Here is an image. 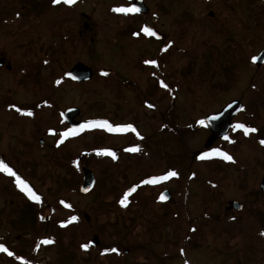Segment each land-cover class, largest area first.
Listing matches in <instances>:
<instances>
[{
	"label": "rangeland",
	"instance_id": "obj_1",
	"mask_svg": "<svg viewBox=\"0 0 264 264\" xmlns=\"http://www.w3.org/2000/svg\"><path fill=\"white\" fill-rule=\"evenodd\" d=\"M144 2L149 14L134 29L155 19L164 40L131 43L129 21L113 11L127 9L128 0L70 7L62 0H0V245L7 249L0 264H264V65L251 62L264 49V0ZM168 40L167 67L156 77L140 70L138 60ZM78 62L94 70L80 85L63 79ZM162 76L171 97L157 89ZM233 100L243 105L225 143L235 164H204L224 159L199 158L210 133L198 124ZM68 108L79 111V132L60 118ZM103 118L135 123V131L88 133ZM245 123L257 131L236 140L238 132L247 135L234 125ZM52 127L66 143L57 150ZM140 144L137 152L125 150ZM221 146L216 141L207 152ZM5 163L14 175L2 170ZM82 168L95 179L86 195L79 192ZM169 171L178 176L158 179ZM153 179L150 185L160 187H142ZM140 184L124 214V192ZM230 201L243 210L227 211Z\"/></svg>",
	"mask_w": 264,
	"mask_h": 264
},
{
	"label": "water",
	"instance_id": "obj_2",
	"mask_svg": "<svg viewBox=\"0 0 264 264\" xmlns=\"http://www.w3.org/2000/svg\"><path fill=\"white\" fill-rule=\"evenodd\" d=\"M131 8H138L139 13L146 14L148 12L147 7L144 5L143 0H132ZM88 28L87 24H84V29ZM258 59L254 64L256 66L264 65V49L259 52L257 56ZM3 65V61H0V66ZM9 69V67L7 68ZM109 73V72H108ZM93 77V72L90 67L83 65L82 63H76L66 74L65 78L78 83H84L89 81ZM242 110V103L240 101L234 100L225 105L218 113L207 115L202 121H204V126L210 131V136L207 138L204 149H208L217 139H223L227 136L230 128L232 119L238 115ZM79 114L77 109H69L64 113V119L70 127L77 130L81 127V122H75L74 119ZM215 117V119H213ZM94 185L93 174L87 170L83 169V184L80 187V192L82 194L88 193ZM260 192L264 194V178L261 180L259 185ZM134 190V186L129 187L127 194ZM162 196L166 197L164 200L169 199L168 192H163ZM243 209V205L236 202L230 201L227 203L226 210H233L235 212H240ZM91 243L93 245L98 244V238L93 236Z\"/></svg>",
	"mask_w": 264,
	"mask_h": 264
},
{
	"label": "flooded vegetation",
	"instance_id": "obj_3",
	"mask_svg": "<svg viewBox=\"0 0 264 264\" xmlns=\"http://www.w3.org/2000/svg\"><path fill=\"white\" fill-rule=\"evenodd\" d=\"M128 1L130 2V0H128ZM55 5H57V4L56 3L52 4V6H55ZM148 14H149V10H148V13L146 15H140V14H137V13H130V15L128 17L121 16V17H125L124 19L129 21L126 34L131 35V43L132 44H135L136 42H146L148 40H151V41L164 40L165 37H163V35L157 30V24H156L157 22H156L155 19H152L149 23H144V22L140 23L138 28L134 29L135 28L134 26L136 24L135 20L140 18L141 20L144 21V19L146 18V16ZM133 23H134V26H133ZM145 27L151 29L155 33V35H147V34H145L142 31V29H144ZM59 35H60L59 31L54 34V36H56V37L59 36ZM126 45H127V43H126ZM171 49H172V41L168 40V42L166 44L163 43L160 46V48L157 49V52L152 51L151 54H149V53L147 54V56H149V57H143V59H139L138 60V65H139L140 70H141V68H143L145 70H149L150 71L149 76L150 75H155L154 77H156V74H155L156 72H159V74H160V72L167 67L165 60L167 61ZM163 58H165V60ZM151 61H155L156 63L155 64L149 63ZM162 78L163 79H157L156 78L155 82H156V85H157V89L160 92H162V95H165L167 97L168 96L171 97V95H170V87L167 84L166 79H164L163 76H162ZM125 83L127 84V82H125ZM162 84L166 85L167 87L162 86ZM146 102L147 101H144L143 104L145 105ZM168 122H169V120H168ZM125 125L127 126L128 123H126ZM132 125H134V127H136L135 123L132 124ZM166 126L167 125H165V128H166Z\"/></svg>",
	"mask_w": 264,
	"mask_h": 264
},
{
	"label": "snow or ice",
	"instance_id": "obj_4",
	"mask_svg": "<svg viewBox=\"0 0 264 264\" xmlns=\"http://www.w3.org/2000/svg\"><path fill=\"white\" fill-rule=\"evenodd\" d=\"M60 2H61V0H53V3H60ZM62 2L65 3V4L71 5V4H74L76 2V0H62ZM113 11L128 13V12H138L139 9L138 8H127V9L126 8H116V9H113ZM142 31L145 34H147V35H155V33L151 29H149L147 27H145L144 29H142ZM257 59H258L257 57H253V62H256ZM149 63L155 64L156 62L155 61H151ZM104 75H107V73H104ZM57 83H59V81H57ZM162 86L167 87L166 85H163V84H162ZM149 106L151 107V105H149ZM26 114L29 115V116L33 115V113H31V112H27ZM213 119H215V117H213ZM199 123L204 124V121H200ZM92 124L94 126H99V127L107 126L110 131L113 130L110 125H107V122L106 121L105 122H92ZM81 127L83 128L85 126L84 125H81ZM234 128L235 129H242L244 131V134L245 135H248L249 133H253V132H256L257 131V129L248 127V126H246L244 124H236V125H234ZM116 130H119V131H125V130L135 131V129L133 128L132 125H127L124 128H120V129H116ZM65 135H67V133H65ZM224 139L225 140H228V137L225 136ZM260 143L261 144H264V140H261ZM128 151H133V152L139 151V148L128 149ZM107 154L112 155L113 156V159L116 158L114 153L109 152ZM213 155L220 156V157H222L226 161H233L232 156L228 155L227 153L221 152L218 149H213L211 152H204L199 158L200 159H208V158H210ZM2 170L5 171V172H7V173H9L10 175H14V173L12 172V170L10 168H8L7 166H3ZM176 176H178V173H176L175 171H169L166 176L159 177L158 179L166 180V179H168L170 177H176ZM17 180H18V183L23 184L22 181H19V178H17ZM155 182H156L155 179L145 181V183H155ZM23 189L28 192V194H29V196L31 198H33L35 200H39V197H36L31 192V190L27 187V185H23ZM127 195L128 194L126 193L125 194V198L120 201L122 205L125 204V202L127 200ZM160 199L161 200H164V199H166V197L161 196ZM74 219H76V218L73 217V220ZM62 226H64V225H62ZM262 234H264V233H262ZM44 243H50V241H44ZM83 247L87 248V245H85ZM0 250H3V251H6L7 252V249L3 248V246H0ZM112 251L115 252L117 250L116 249H112ZM8 254L9 255H12L11 252H8Z\"/></svg>",
	"mask_w": 264,
	"mask_h": 264
},
{
	"label": "trees",
	"instance_id": "obj_5",
	"mask_svg": "<svg viewBox=\"0 0 264 264\" xmlns=\"http://www.w3.org/2000/svg\"><path fill=\"white\" fill-rule=\"evenodd\" d=\"M244 125H246L248 127H252V126H250V125H252L250 123H245ZM103 132H104L103 131V128H98V129L96 128V129L90 131V134L91 133H93V134H95V133H103ZM230 136H231V134L228 136V140L221 141L222 142V146L220 147V150H221V152L227 153L228 155L232 156L233 161L228 162V164H231V163L232 164L233 163L235 164V159H234V156H235L234 153H235V151L233 150V147H230L229 146V144H225V143H227L230 140ZM251 136H252L251 134H248L247 137H244V135L241 132H238V134H236L234 136V138H236V140H238V138H240V139H247V138H249ZM139 146L141 147V144ZM202 163H204V164L207 163V164H211V165L214 164V165H217V167H219V168L220 167H226L225 165L227 164V162H225V160H220V159H217V158H211L209 160H205ZM208 185H207L208 187L206 189L208 193H212L213 191L216 190V187L211 186V183L208 184ZM262 197H264V196L262 195ZM257 203L258 202L256 201V202L251 203V205L255 208L256 205H257ZM120 209H121L122 212H124V214H126L127 213V210H128V206L127 205L121 206ZM127 217H129V216H127Z\"/></svg>",
	"mask_w": 264,
	"mask_h": 264
}]
</instances>
